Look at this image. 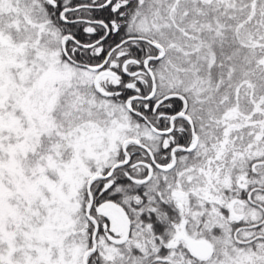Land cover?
Here are the masks:
<instances>
[{"label":"snow or ice","instance_id":"6c2138e0","mask_svg":"<svg viewBox=\"0 0 264 264\" xmlns=\"http://www.w3.org/2000/svg\"><path fill=\"white\" fill-rule=\"evenodd\" d=\"M0 264H264V0H0Z\"/></svg>","mask_w":264,"mask_h":264}]
</instances>
